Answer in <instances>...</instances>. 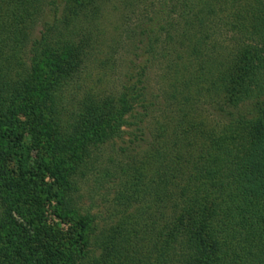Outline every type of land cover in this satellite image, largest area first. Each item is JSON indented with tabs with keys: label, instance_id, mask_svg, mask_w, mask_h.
<instances>
[{
	"label": "trees",
	"instance_id": "obj_1",
	"mask_svg": "<svg viewBox=\"0 0 264 264\" xmlns=\"http://www.w3.org/2000/svg\"><path fill=\"white\" fill-rule=\"evenodd\" d=\"M9 1L19 29L7 35L15 44L19 37L26 38V24L42 11L45 2ZM104 1L108 0H79L71 16L55 18L56 32L58 22L67 25V33L59 30L57 40L47 24L33 46L31 71L14 64V57L0 59V239L11 234L24 245L17 259L0 258V264H56L53 249L64 240L57 235L58 241L46 235L39 239L38 233L31 236L30 228L36 222L29 219L24 227L15 219L3 187L11 155L19 158L23 176L34 180L40 174L36 163L28 166L20 153L24 134L3 113L10 100L22 99L27 87L40 77L44 56L55 61L58 69L43 87L51 123L63 136L57 153L77 143L81 151L74 171L83 177L100 173V186L119 188L115 194L117 220L103 237L99 264H264V0H176L168 4L163 45L151 25L158 19L150 18L132 32L133 59L122 77L121 92L95 95L93 88L75 104L77 109L66 104L59 110L58 96L85 72L90 73L88 63L99 73L115 67L109 54L102 55L91 44L95 30L89 24H96ZM181 5L183 13L177 21L173 13ZM228 11L225 24L233 46L226 51L214 40V28L219 15ZM72 23L76 28L70 30ZM247 33L258 43H245ZM161 59L165 65L160 94H156L149 84V71ZM106 77L103 74L98 83L104 85ZM202 101L215 110L217 124L208 125L199 115ZM161 114L168 120L157 126L154 138L136 125ZM65 116L72 125L78 123L85 129L107 127L93 138L71 137L66 135ZM123 127H136L147 137L134 135L124 147H115L108 162L98 168V152L113 138H121ZM37 164L45 166L46 159L42 157ZM73 214L70 211L66 216L76 221L79 240L84 241L91 219L78 220Z\"/></svg>",
	"mask_w": 264,
	"mask_h": 264
},
{
	"label": "rangeland",
	"instance_id": "obj_2",
	"mask_svg": "<svg viewBox=\"0 0 264 264\" xmlns=\"http://www.w3.org/2000/svg\"><path fill=\"white\" fill-rule=\"evenodd\" d=\"M43 1L45 3L42 11L32 16L31 21L26 24L27 26H19L20 29H25L26 26V38L21 36L14 44V42H11L12 40H8L7 34L14 33L19 28L14 24L15 16L12 7L7 3L8 0H0L1 60L14 57V64H21V66H25L26 70L31 71L33 68L31 58L35 55L32 49L34 48V44L39 42L42 31H46V27L49 25L48 28L52 29L51 33L53 32L52 38L54 37L53 39L55 40L57 32L65 30V26H67L58 22L57 27L59 30L56 32V28H54L55 18L59 21L60 18L71 16V11L77 6V1L79 0H57L56 5L53 4V0ZM175 2L176 0L104 1L101 14L95 22L96 24H89V27L95 30V37L91 44L95 50L100 51V53L102 52V55L109 54V58H113L112 65L115 64V67L113 66L108 71H101L100 75L95 65L91 62V65L88 63L87 71L89 70L90 73L85 72L75 85L69 84L65 88V91L58 96L59 110H61L62 105L66 104H71L70 106L68 105L69 109H77L78 106L75 104L81 101L84 95L90 93L89 91L93 88V94L95 95L121 92L123 85L122 77L129 71V64L133 59L130 52L132 45H134V41L131 38L132 32L137 30L148 19H158L155 24L151 23V25L157 29L160 40L159 44L162 43L163 45V40L166 38V24L164 21L170 15L168 13L170 7L167 5L176 4ZM165 4L167 8L164 7ZM176 7L173 17L177 20L183 13V8L182 5ZM228 14L229 11L221 13L219 15L221 19L217 21L214 28L215 33H217V37L214 40L218 43L220 42L226 51H229L233 46V43L229 41L232 33H228L230 29L225 24L229 19H227ZM177 21L175 22L177 23ZM161 26L164 28H161ZM75 28L76 25L74 23L69 26L70 30ZM65 31L64 34L67 33ZM245 38V43L249 45L258 43V39L252 36L248 37V33ZM3 39H6V42ZM51 43H54V41ZM10 46H12V49H10ZM39 52L42 54L44 50H40L39 48ZM164 62L161 59L149 71V84L156 94H160L158 88L162 69L165 65L163 64ZM84 66L82 65L83 68ZM40 68L42 70L40 77L27 87L22 99L14 101V103L10 100L6 108H4L3 113V116L11 118L9 124L17 127L18 133L24 134V142L21 144L20 153H23L27 158L29 162L28 166L32 167L36 163L35 167H39L37 171L40 174L34 180H31L28 175L27 177L23 176L22 170L19 167V158L11 155L13 151L8 149L6 151L7 155L10 154L12 158L8 161L7 166L8 172L5 179L7 187L6 184H3V187L5 186L4 195L7 197L8 203L12 205L15 219L20 224H23L25 227L29 219L36 222L35 226L30 228L31 236L38 233V238L43 240L44 235L55 241H58V239H55L54 235L64 239L62 245H59L57 249L55 247L53 249L56 250L55 253L53 252L54 255L52 253L56 264H65L67 261H71V264H99L101 260L100 254L104 252L105 248V244L102 242L103 237L107 235L113 222L117 220L114 215L116 211L115 194L119 188L109 184L100 186L98 183L100 173L91 172L83 177L74 171L75 161L81 151L77 143L71 144L65 152L57 153V143L59 140H62L63 136L60 132L56 131L57 128L51 123L52 114L50 112L49 101L43 95V87L48 85L58 69L56 62L50 57L46 58V56L43 57ZM103 74L107 77L103 83L104 85H101L97 80ZM75 81L73 79L71 84H74ZM160 96L162 97V95ZM7 106H9L8 109ZM199 107V115L202 116V119L208 125L217 124V114L210 103L206 102L204 104V101H202ZM168 113L169 111L167 110L164 114ZM67 118L69 117H64L65 130H68L67 134H65L71 137L93 138L101 135L107 127L101 126L85 129L78 123L72 125ZM166 120L168 118L164 119V116L162 117L161 114L144 119L142 124L137 123L136 125H142L145 134L146 130H148L150 136L154 138L158 132L157 126L167 122ZM122 131H124V134L121 138H113V141L109 145L103 146L98 152V156H100L98 168H101L108 162V156L112 155L111 153L113 152L112 149L124 147L126 143L133 140L134 135H142V132L136 130V127H123ZM142 136L144 138L147 137V135ZM141 144L145 145L146 142L143 141ZM138 145L140 144L136 146ZM42 157L46 159V165L43 167L37 164V161ZM34 170L36 171V169ZM70 211L74 213L73 215L78 220L91 219V225L85 233L84 241L81 240L80 242L79 240L80 231L76 221L66 216L69 215ZM60 214L63 215L62 219L59 216ZM9 235L0 239V258L11 261L18 258V251L24 245L21 246V241L18 237ZM70 258L71 260H69Z\"/></svg>",
	"mask_w": 264,
	"mask_h": 264
}]
</instances>
